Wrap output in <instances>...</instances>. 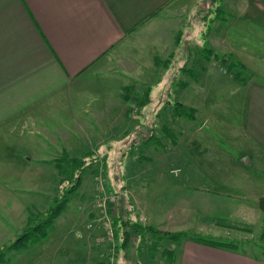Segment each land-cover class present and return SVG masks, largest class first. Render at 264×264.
<instances>
[{
	"label": "rangeland",
	"instance_id": "obj_1",
	"mask_svg": "<svg viewBox=\"0 0 264 264\" xmlns=\"http://www.w3.org/2000/svg\"><path fill=\"white\" fill-rule=\"evenodd\" d=\"M219 3L222 6L221 1H200L198 15L205 18L210 13L211 17L206 18L209 19L206 29L198 15L192 17L190 27L197 29L198 37L205 38L212 27L220 32L213 23L223 14V7H218L216 14L215 7ZM185 40L175 51L176 57L175 54L166 59L156 57L153 63L134 68L118 66L127 76L122 79L121 92L126 98L123 100L130 105L126 109L118 103L119 125L123 122L118 129V140L107 139L91 151L95 162L86 167L81 184L49 226L47 236L20 250L8 251L0 264H107L114 258L113 264H173L174 255L163 252L165 249L173 251L176 242L158 241L151 247L150 256V239L132 234L130 244L120 248L115 230L109 241L99 227L88 226L96 214L101 216L96 207L99 189L103 190L101 195L108 192L116 195L123 216L135 214L134 218L141 217L143 224H152L157 229L184 230L189 237L210 238L226 243L228 248L264 259V240L260 237L264 215L255 202L264 195V146L247 130L250 128L247 122L250 92L243 87L248 81L264 84V77L210 45L198 50L186 48ZM214 51L224 61H217ZM230 62L239 65L228 69ZM176 101L193 107L194 117L174 116L172 105ZM58 124V121L47 122L49 126ZM29 130L22 128V137L10 132L0 135V203L7 204L5 214L8 210L16 213L12 221L5 218L0 230V248L13 242L23 231L28 224L24 217L30 207L31 222L36 224L42 219L47 204L59 194L60 184L58 189L56 185L60 178L57 173H60L55 165V159L62 157V153L55 155L59 148L70 149L74 142H79L81 148L90 149L89 141L101 135L103 128L95 129V137L86 133L84 136L89 138L86 140L61 141L56 137L48 148L55 159L46 162H36L35 157L28 154H17L22 138L29 137ZM242 156H246L251 165L246 164L245 159L244 164L238 163ZM20 161L22 172L35 168L38 176L28 179L1 174L7 164ZM225 168H230L232 174H241L229 178L248 183L244 182L235 190L219 191L215 180L221 174L206 171L218 172ZM70 169V165L64 163L62 176H67ZM197 170L198 176H191L190 172ZM1 188L13 192L4 193ZM20 189L23 191L18 192ZM19 201L24 207L22 214H19ZM191 216L193 220L189 219ZM185 225L188 227L179 228ZM110 256L114 258L109 259Z\"/></svg>",
	"mask_w": 264,
	"mask_h": 264
},
{
	"label": "crops",
	"instance_id": "obj_2",
	"mask_svg": "<svg viewBox=\"0 0 264 264\" xmlns=\"http://www.w3.org/2000/svg\"><path fill=\"white\" fill-rule=\"evenodd\" d=\"M200 1L0 0V135L10 132L20 137L22 128H30L17 154L34 156L36 162L54 160L63 152L80 158L107 139L118 140V129L123 126V122L119 125L118 103L126 109L130 107L121 92L122 79L127 76L118 66L134 68L151 64L156 57H176L183 39L187 41L186 48L198 50L210 45L264 77V0H220L224 19L213 23L221 30L216 32L212 27L205 38L198 37L197 29L190 27L192 17L199 14ZM198 16L204 29L208 28V16ZM243 87L250 92L247 130L264 146V84L248 81ZM54 121L59 124L47 125ZM101 128V135L95 140L90 138L94 140L89 141L90 149L74 142L73 148H59L54 156L48 151L56 137L79 141L88 138L86 133L95 137V129ZM243 159L251 165L246 156L238 163L244 164ZM7 165L1 172L4 176H38L35 168L22 172L21 161ZM230 171L225 168L206 172L221 174L215 180L219 191L235 190L248 183L229 178L241 175ZM190 173L197 177L199 171ZM58 176L61 177L57 173ZM59 180L58 177L57 189ZM19 204L22 214L24 207L20 201ZM6 209L7 204L1 202L0 230L5 218L12 221L16 216L9 210L5 214ZM29 209L24 218L28 219ZM189 219L193 220V216ZM197 240L198 237H186L173 245V264H264L259 256Z\"/></svg>",
	"mask_w": 264,
	"mask_h": 264
},
{
	"label": "trees",
	"instance_id": "obj_3",
	"mask_svg": "<svg viewBox=\"0 0 264 264\" xmlns=\"http://www.w3.org/2000/svg\"><path fill=\"white\" fill-rule=\"evenodd\" d=\"M220 1V0H215ZM216 14L218 13V7H222L219 3L216 4ZM222 9V8H221ZM223 13V9L221 11ZM207 14V13H206ZM215 14V15H216ZM208 16L209 14L205 15ZM221 19H224L223 14L220 15ZM207 51H212L211 49L205 48ZM214 57L217 59V61L221 62L222 56L219 55L214 51ZM157 62H160L157 60ZM239 64H234V62H230L229 67H234ZM165 66V65H164ZM239 76V75H238ZM174 112V116H189L190 118H193V112L194 108L191 106H187L180 102H173L172 105ZM168 134L170 133L169 131ZM145 142H149V140H145ZM96 157L93 155V152L89 151L85 153L80 158L77 157H70L65 152L62 153V157L56 159V167L59 170V173L61 175L59 180V194L52 199L51 204L46 208V211L44 212L42 219L36 223L32 224L29 216L26 222V226L23 229V231L18 234V236L14 239L13 242L3 246L0 248V262H3L5 260V255L10 250H20L22 248H25L30 243H35L37 241H40L44 239L47 236L49 226L54 222V220L60 215L62 210L65 208L67 202L70 200V196L76 192V189L81 184V177L83 172L85 171L86 167H89L95 162L94 160ZM64 163H67L70 165V173L67 176L63 175V165ZM66 174V173H65ZM119 200L116 205V209H112L111 213H113V219L112 224L115 230V237L120 238L121 244L119 245L120 248H125L127 245L131 242L132 234L138 237H145V239H150L151 246H149L148 253L150 256H152V248L153 244L155 245L158 241L168 239L170 242H176V244H179L183 238H185L188 233L187 231H165L155 228L154 226L148 225V224H142L140 220H138L136 217L134 218L135 214L121 215V211L118 207ZM257 207L258 209L263 213L264 215V195H261L257 200ZM130 209V208H129ZM30 221V222H29ZM189 237V235H188ZM261 239L264 240V220H263V228L260 233ZM189 238H193V236H190ZM198 240H203L207 244H213V245H219L221 247H227L225 246L226 243H221L215 240H209L207 238L198 237ZM230 243V242H229ZM229 245V244H227ZM262 252L264 253V246L262 247ZM163 253H168L169 255H174V252L172 250H164ZM137 264H141L140 262H137Z\"/></svg>",
	"mask_w": 264,
	"mask_h": 264
},
{
	"label": "built area",
	"instance_id": "obj_4",
	"mask_svg": "<svg viewBox=\"0 0 264 264\" xmlns=\"http://www.w3.org/2000/svg\"><path fill=\"white\" fill-rule=\"evenodd\" d=\"M102 189L97 190V202L96 207L98 208V211L100 212V217L96 214L95 218H93L89 223L88 226L91 228H100L103 231V234L105 233V237L111 241V237L113 236L114 229L112 224L113 219V213H111L112 209H116L117 205V199L115 194L107 193L103 194ZM111 213V214H110ZM114 253V252H113ZM109 259L114 258L113 256L108 257ZM115 258L113 261H110L107 264H113Z\"/></svg>",
	"mask_w": 264,
	"mask_h": 264
}]
</instances>
